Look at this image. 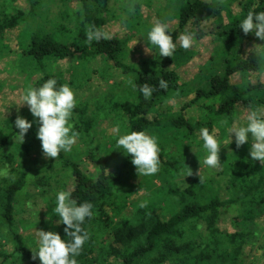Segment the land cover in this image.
<instances>
[{
	"label": "trees",
	"instance_id": "trees-1",
	"mask_svg": "<svg viewBox=\"0 0 264 264\" xmlns=\"http://www.w3.org/2000/svg\"><path fill=\"white\" fill-rule=\"evenodd\" d=\"M52 1L63 24L25 46L45 70L34 88L44 119L0 140V264H264V0H167L175 13L158 17L153 54L135 71L125 63L132 36L102 32L104 0ZM27 3L0 14V33L44 4ZM68 28L70 41L59 40ZM206 42L209 59L194 64L188 44ZM72 58L66 80L57 62ZM101 70V94L69 96L96 90ZM120 129L126 136L97 142ZM83 148L82 164L65 158ZM47 150L50 160L33 156ZM38 198L44 217L19 219Z\"/></svg>",
	"mask_w": 264,
	"mask_h": 264
},
{
	"label": "rangeland",
	"instance_id": "rangeland-1",
	"mask_svg": "<svg viewBox=\"0 0 264 264\" xmlns=\"http://www.w3.org/2000/svg\"><path fill=\"white\" fill-rule=\"evenodd\" d=\"M40 1L44 4L38 6V11L33 13V15H31L30 12L26 13L27 21H25L23 25H19L14 29L4 30L0 33V140L5 138L12 130L15 131V129L24 125H30L31 129H33V126L35 124H38L39 121H42L44 119V115L40 116V114L35 113L34 98L37 90L35 91L34 88L36 82H38V80L44 76L45 70L38 69L39 65L37 64V62H34L33 60H30L28 57H26L25 46L28 44L27 36H30L31 34H37L39 31H44L45 33L49 32L50 35L54 36L56 34V24L63 23L53 21L52 19L53 14H58L60 11L57 6L51 5L53 3L52 0ZM3 2L4 0H0V14L3 13L7 8L8 9L6 11L13 14L16 13V10L27 11L29 8L27 0H16L15 2H8L6 7H2ZM104 3L105 7L107 3L108 11H105L101 14V16L106 19V24L102 28V32H104L108 37L117 36L120 40L123 41L126 40L127 37L132 36L129 43V54L125 59V63L131 71L143 70L144 62L142 61L148 60L149 57H151V55L153 54L152 50L148 46V43L146 45V38L149 39V36L155 34L154 27L156 25L160 26L158 17H160L161 19H166L170 16V14H173V12L175 13L176 6L168 3L167 0H104L101 5L99 4L100 6L98 7V9H103ZM46 4H49V7H46ZM75 7L76 3H70L69 8H67L72 15L73 21L75 20L74 14H76ZM73 21L71 23L70 21L67 22V26L71 27V24H74ZM68 29L69 30L67 35H61L58 38L59 40L67 42L70 41L72 31L71 28ZM205 44H188V46H192V48L195 49L198 53L196 55L197 57H195L194 64L199 63L200 60L202 61L201 63H204L209 59L210 50L206 49L208 47L207 42ZM73 58L67 59L63 62H57V70L59 69L64 74H66L64 78L66 80L72 79L70 71L68 72V76L67 69L69 68V66H71V68L74 66L72 65L73 61H75ZM67 63L69 64V66ZM95 74L96 72L92 74L91 84H94L95 87H93V89L96 88V90L82 91L83 89H81L80 92H78L73 89V91L68 92L69 96L71 98L80 97V99L86 100L89 99L90 95L96 94L98 90V95L101 94L108 86L107 82L104 79V75L108 76V74L105 73L104 70L98 71L97 74ZM96 76L98 77L95 78ZM122 79L125 78L122 77ZM128 81L130 80L128 79ZM120 83L124 82L120 81ZM77 85H80V83H77ZM70 90L71 89H69L68 91ZM65 128L66 126L63 127L61 137H63L64 133H66L64 132ZM104 131V135H102L103 139L101 140L100 137H97V142L100 144L104 143V145L106 146L110 144L108 143L109 140L114 141V136L117 137L118 135L119 138L126 136V132L124 131V129H120L118 132H116V134H112V130ZM105 137L108 138V141ZM122 140L123 139H118L117 146L111 145L108 150V154L112 151L113 147H119ZM74 143L75 141L71 139V146ZM14 145H17V141L14 143ZM64 147L65 145L63 144L62 148L64 149ZM94 149L99 150L100 148L95 146ZM10 150L13 153L16 152V149H13V146ZM82 151H85V154L79 151H75L71 155H67V153H64L65 158L72 161H79L82 164L86 160V155L89 154V149L86 150L83 148ZM50 154V150H47V153L45 154L39 155L36 152L33 154V156L37 158L40 157L43 161L44 159L50 160ZM97 155L99 156L98 153ZM105 155L106 153L104 151H102V154H100V156L103 157ZM143 158L144 155L138 156L137 162L141 164L143 162ZM60 164L61 166L63 165L62 163ZM1 168L2 167H0V169ZM125 175L129 177V184H131L134 189L139 187V184L135 182L136 178L134 174L126 173ZM122 195L124 194L121 192V196ZM37 200L39 201L37 205L26 204L24 206L25 212L22 214V217L19 216L18 218L22 219L24 217L25 220H37L40 217L43 218L47 209L46 204L43 199L38 198ZM32 232L36 234L38 231L35 228L32 230Z\"/></svg>",
	"mask_w": 264,
	"mask_h": 264
}]
</instances>
